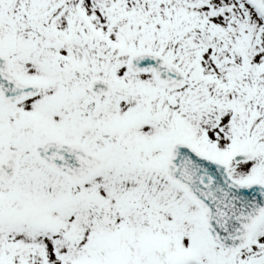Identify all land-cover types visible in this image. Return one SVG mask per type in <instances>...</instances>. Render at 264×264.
<instances>
[{
  "label": "snow or ice",
  "instance_id": "1",
  "mask_svg": "<svg viewBox=\"0 0 264 264\" xmlns=\"http://www.w3.org/2000/svg\"><path fill=\"white\" fill-rule=\"evenodd\" d=\"M0 264H264V0H0Z\"/></svg>",
  "mask_w": 264,
  "mask_h": 264
}]
</instances>
